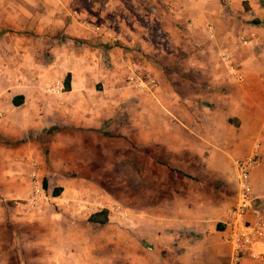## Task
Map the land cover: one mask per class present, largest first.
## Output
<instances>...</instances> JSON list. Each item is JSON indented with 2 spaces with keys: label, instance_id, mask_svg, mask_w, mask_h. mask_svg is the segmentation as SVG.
Returning a JSON list of instances; mask_svg holds the SVG:
<instances>
[{
  "label": "crops",
  "instance_id": "0c3cea01",
  "mask_svg": "<svg viewBox=\"0 0 264 264\" xmlns=\"http://www.w3.org/2000/svg\"><path fill=\"white\" fill-rule=\"evenodd\" d=\"M255 152L264 212V0H0V248L35 162L67 200L36 239L50 264H232L235 162Z\"/></svg>",
  "mask_w": 264,
  "mask_h": 264
},
{
  "label": "built area",
  "instance_id": "2783aa9c",
  "mask_svg": "<svg viewBox=\"0 0 264 264\" xmlns=\"http://www.w3.org/2000/svg\"><path fill=\"white\" fill-rule=\"evenodd\" d=\"M231 1V0H227ZM154 24H158L155 18ZM150 27L146 29L150 33ZM100 30L99 27L95 28ZM154 31L162 36V32L155 25ZM208 36L210 39L215 37V28L209 26ZM244 45H248L249 41L244 40ZM224 60L231 62L229 55H224ZM232 74L238 81L243 82L244 78L240 70L230 64ZM129 83L136 84L143 91L154 92L158 86V81L153 77H147L141 74L132 73L128 77ZM262 159L258 152L235 162V175L239 187V196L237 203L233 206L225 223L223 240L225 243L233 247L234 257L232 264H241L242 258L245 255H251L254 259L264 260V251L258 252L255 250L257 246L264 245V212L253 209L256 202V194L252 184V173L261 164ZM37 164L34 162L35 170L31 173L32 179V195L31 204H36L44 200L46 191L43 183L39 178ZM254 215V216H252Z\"/></svg>",
  "mask_w": 264,
  "mask_h": 264
},
{
  "label": "rangeland",
  "instance_id": "374dc122",
  "mask_svg": "<svg viewBox=\"0 0 264 264\" xmlns=\"http://www.w3.org/2000/svg\"><path fill=\"white\" fill-rule=\"evenodd\" d=\"M147 34L149 35V33ZM153 35L158 38L160 37V34H157L156 32L153 33ZM39 178L43 183V187L46 191L47 197H45L44 200H41L36 204H31L30 203V199L32 195V191H31V194L29 195L27 200L19 201L21 207L15 213L10 212L11 213L10 222L9 224L6 225H9L8 230L11 232V235H13L14 238L12 244L13 246L10 248L7 247L8 243L10 242L11 235L9 232L6 231L3 236L4 242L1 243V245L3 246L2 248H0V251H3V256L2 255L0 256V264H2L3 262H6L4 264H50V249L48 250L47 255L45 253L44 254L45 256L43 255V259H41L40 252L38 251L37 247H35L36 239H39L41 232L43 238H45L46 233L50 231L51 212L61 213L63 211L64 206L67 205L66 203L67 197H63V201L64 200L66 201H64L63 203L60 202V208L59 207L57 208L58 203L52 202L53 196L51 195L50 188L49 187L46 188L44 186V179L41 177V175H39ZM75 178H76V184H80L81 180L83 179L88 180L90 178L97 181L99 177L87 176L85 178L84 176L81 175ZM78 179L79 181H77ZM30 180H32L31 175H30ZM97 182L99 183V181ZM79 194L85 197V199L77 201L76 204L80 205L82 209L88 213V215L90 214L93 215L95 211L100 209L98 204L92 203V200H88L89 197L91 196L90 194H88L87 192L86 193L81 192ZM104 194L110 195L113 198L115 195L114 192L112 193L106 192ZM52 205H54L55 207H52ZM16 206L19 207V205ZM41 223L42 225H40Z\"/></svg>",
  "mask_w": 264,
  "mask_h": 264
},
{
  "label": "trees",
  "instance_id": "16d2710c",
  "mask_svg": "<svg viewBox=\"0 0 264 264\" xmlns=\"http://www.w3.org/2000/svg\"><path fill=\"white\" fill-rule=\"evenodd\" d=\"M70 88V77H68L66 79V89H69ZM44 186L46 188H48V185L47 183L44 182ZM61 191L62 189L59 188V189H56L54 192H53V196H59L61 194ZM108 215H109V211L107 209H104L102 210L101 212H97L95 214H93L90 219H89V222L91 223H98V224H102V225H105L108 223Z\"/></svg>",
  "mask_w": 264,
  "mask_h": 264
}]
</instances>
